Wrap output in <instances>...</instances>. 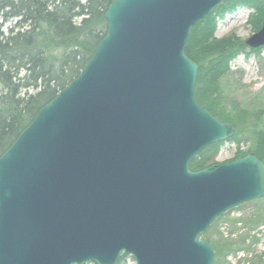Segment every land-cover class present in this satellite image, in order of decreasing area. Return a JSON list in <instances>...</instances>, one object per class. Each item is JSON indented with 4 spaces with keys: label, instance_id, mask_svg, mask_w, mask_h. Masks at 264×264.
<instances>
[{
    "label": "water",
    "instance_id": "1",
    "mask_svg": "<svg viewBox=\"0 0 264 264\" xmlns=\"http://www.w3.org/2000/svg\"><path fill=\"white\" fill-rule=\"evenodd\" d=\"M230 0H116L77 79L0 158V264H214L202 237L264 198L254 153L194 172L235 127L195 98L197 23ZM245 45L264 48L262 28Z\"/></svg>",
    "mask_w": 264,
    "mask_h": 264
},
{
    "label": "trees",
    "instance_id": "2",
    "mask_svg": "<svg viewBox=\"0 0 264 264\" xmlns=\"http://www.w3.org/2000/svg\"><path fill=\"white\" fill-rule=\"evenodd\" d=\"M115 1L0 0V158L39 111L78 78L107 35L106 13ZM240 8L253 10L250 24L258 32L264 0H230L195 25L186 54L199 67L197 103L218 120L235 127L233 138L228 140L238 149L233 161L254 153L264 162L263 108L245 102L224 106L220 89V80L230 73L235 59L260 52L248 50L240 39L215 38L219 20ZM248 134L254 145L245 153L241 151V138ZM222 145L206 148L192 161L191 170L198 172L220 165L216 158ZM263 213L264 208L258 215ZM259 220L260 217L253 223ZM203 239L210 243L208 238ZM227 242H221L222 248ZM129 258L122 257L118 264H126Z\"/></svg>",
    "mask_w": 264,
    "mask_h": 264
},
{
    "label": "rangeland",
    "instance_id": "3",
    "mask_svg": "<svg viewBox=\"0 0 264 264\" xmlns=\"http://www.w3.org/2000/svg\"><path fill=\"white\" fill-rule=\"evenodd\" d=\"M252 14L253 10L240 8L226 15L218 22L215 38L217 40L236 38L245 43L256 33L250 24ZM220 89L223 92L224 106L230 107L234 102L242 104L245 102L264 110V48L259 53H253L251 56L241 55L235 59L228 76L220 80ZM241 141L242 152L246 153L253 148L252 135L248 134L241 138ZM237 150L235 143L224 142L216 163L225 164L233 161ZM263 208L264 198L254 200L230 210L213 223L204 237L210 240L215 252L214 264H264V213L262 216L258 215ZM258 217H260L258 223H253ZM224 240L228 242L225 248H222L221 242ZM243 241L245 244H240ZM126 264L136 263L129 258Z\"/></svg>",
    "mask_w": 264,
    "mask_h": 264
},
{
    "label": "bare ground",
    "instance_id": "4",
    "mask_svg": "<svg viewBox=\"0 0 264 264\" xmlns=\"http://www.w3.org/2000/svg\"><path fill=\"white\" fill-rule=\"evenodd\" d=\"M239 57H240V56H239ZM227 76H228V75H227ZM230 103H231V101L229 100V101H228V104H230ZM232 138H233V137H232Z\"/></svg>",
    "mask_w": 264,
    "mask_h": 264
}]
</instances>
